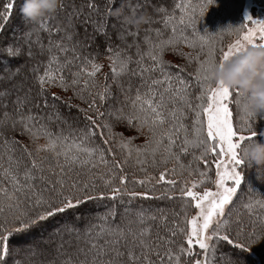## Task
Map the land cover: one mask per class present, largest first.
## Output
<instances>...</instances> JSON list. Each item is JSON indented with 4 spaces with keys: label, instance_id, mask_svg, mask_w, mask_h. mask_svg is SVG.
<instances>
[{
    "label": "snow or ice",
    "instance_id": "1",
    "mask_svg": "<svg viewBox=\"0 0 264 264\" xmlns=\"http://www.w3.org/2000/svg\"><path fill=\"white\" fill-rule=\"evenodd\" d=\"M213 2L208 0L206 5L199 6L200 17ZM113 3L114 0H88L79 8L73 6L65 27L55 29L57 35L61 32L63 35L56 41L50 39L47 49L41 45L39 54H49L43 74L35 77L37 96L42 104L35 103V97L28 95H16L10 109L9 105L0 104V264H10V238L27 233L41 222L76 209L87 201L104 199L105 191L111 193L113 200L124 195L147 198V192L130 191L127 187L126 167L130 161L145 174L144 179L133 178L131 183L155 187L165 182L174 189L177 181L165 180V177L183 174L186 170L180 162L183 155H192L193 163L205 165L211 155L215 165L214 190L205 187L198 191V181L192 180L189 186L188 179L182 180L180 198H187L184 207H194V215H185L182 222L173 226L165 225L167 230L163 235L160 231L153 234L149 227H141L138 231L128 229L127 232L119 225L103 229L102 233L116 238L103 240L101 237L84 248L77 247L74 254H69L59 264H207L209 249L224 257V264H235L231 253L222 250L221 242L243 250L246 244L254 245L264 240V200L257 201L256 205H244L249 213L247 225L242 214L232 215L244 180L239 170L246 163L241 156V146L253 141L258 133L248 128L250 135H245V128L234 127L232 106L239 108L241 98L247 99V96L240 88L229 87L223 80H217L215 71L249 47H264V20L253 21L259 25L258 30L248 28L242 37L238 30L234 42L218 46L211 37L196 34L197 19L189 12L180 17V28H171L172 35L168 39H159L153 44L145 36L151 49L148 56L152 64L148 68L141 65L142 55L140 60L133 61L132 56L119 49L114 51L109 43L107 51L112 61V79L124 96L123 100H118L107 83L108 77L103 76V64L90 58L91 54L83 55L82 50L87 45L73 42L74 33L70 31L74 28L72 15L84 16L83 9L87 7L89 12L83 22L91 23L95 36L110 41L108 18L121 21L123 15L119 8L113 11ZM21 7L16 0H0V31L16 11L22 23L38 26L51 37L53 30L48 27L49 22L69 5L63 0L58 12L39 23L26 19L21 14ZM175 7L181 11L185 9L182 4ZM247 19L252 20L250 15ZM132 22L131 17L124 16L119 29L115 24L111 28L121 40L125 36L133 37V44L127 47L135 46L139 54L140 46L135 42L138 31L130 32L125 27ZM153 22L148 17L147 23ZM189 27L193 33L191 37L184 34ZM156 31L159 37L160 32ZM25 35L26 47L6 46L4 51L8 58L15 59L24 54L35 58L31 31ZM180 44L196 50L194 56L191 53L187 56L189 63L197 64L189 73L194 75L200 89L194 98L187 81L166 71L171 65L164 60L165 51L169 46L175 49ZM178 55L184 57L185 54L179 52ZM133 63L137 68L130 67ZM180 67L183 70L186 65ZM32 71L38 72V66ZM154 71H159L162 78L146 75ZM20 73L21 69L17 67L0 81L3 86L0 98L12 94L6 82H11ZM124 75L128 77L127 89L120 83ZM133 78L139 81L135 88L131 83ZM51 88L72 95L62 97L50 91ZM41 107L52 109V114L40 115ZM62 108H68L70 112L76 110L77 117H73L72 123L64 117ZM243 111L248 117L255 115L249 103L244 104ZM187 112L193 116L191 132L183 123ZM80 116L82 119L78 118ZM54 122L59 125L58 130L53 126ZM120 125L144 135L145 142L137 145L135 137L115 132ZM260 135L264 136V132ZM41 139L45 141L43 144L39 142ZM190 149L198 150L199 155ZM170 163L174 165L172 168L168 167ZM148 167L158 170V176H150ZM187 170L189 175L196 172L191 166ZM197 174L203 177L205 172ZM226 206H229L227 211ZM256 206L260 209L258 215ZM11 264L21 262L12 260Z\"/></svg>",
    "mask_w": 264,
    "mask_h": 264
},
{
    "label": "trees",
    "instance_id": "2",
    "mask_svg": "<svg viewBox=\"0 0 264 264\" xmlns=\"http://www.w3.org/2000/svg\"><path fill=\"white\" fill-rule=\"evenodd\" d=\"M120 1L121 0H114V3L112 4L113 10L119 8L118 3ZM141 1L145 0H127L129 3L128 10L122 11L123 15L121 21L112 22L111 24H115L117 29H119L124 16L133 19V22L131 24H126L125 27L130 32L138 31V36L135 38V42L140 46L139 54L137 53V48L135 46L130 49L127 47V45L133 44V37L125 36V39L121 40L116 34V31L109 26V36L111 37V40L105 41L103 37L95 36L90 22L84 23L82 17H77L75 15H72L71 17L74 25V28L70 29V31L74 33L73 42L79 41L87 45V47L83 48L82 54H91L90 58L95 59V62L97 63L103 64V76L108 77L107 83L112 86V94L114 97H117L118 100H123L124 96L123 93L117 89L116 84L112 79V61L109 59L110 53L107 51L109 43L114 51L117 49L121 50L123 54L132 56L133 61L140 60L142 55L143 59L141 60V65L148 68L152 64V61L148 56L151 49L149 44L145 42V36L147 35L153 44L157 43L159 39H168L172 35L171 28L173 26L180 28V17L185 16L189 12H192L197 19L196 34L211 37L217 42L218 46H226L233 39L237 38L236 33L238 30L241 34L244 29L242 0H214L211 5H208L207 11L203 17L199 16V12L196 10L198 6L194 7V2H201V5H206L208 0H149L144 4H141ZM65 2L69 5V7L65 9V11H67L73 6L79 8L80 5L86 4L88 0H65ZM16 4L18 6L22 5L23 0H16ZM176 4L184 5V11L177 9L175 7ZM159 9H164V11H159ZM83 12L85 19L87 17L86 12H89L87 7L83 9ZM68 17L69 16L66 13L60 12L55 19H52L49 22L48 27H51L53 30V35L51 37L47 31L40 30L38 26L22 23L16 11L13 12V16L7 21V23L2 25L3 30L0 31V68L3 72H0V81H4L5 77L17 67L22 70V75L17 76L15 82L12 84L6 82L7 89L12 94L7 98H0V104L9 105L10 109L11 102L15 99L16 95H20L21 97L28 95L30 98L35 97V103L42 104L41 98L37 96L38 86L35 77L43 74L48 63L49 54L45 52L43 55H40V47L43 45L45 49H47L50 39L56 41L59 39V36L63 35V32L57 35L55 29L57 27L63 29L68 22ZM140 17H151L154 22L152 24L142 23L138 25L136 21ZM205 17L209 18L207 26H203L200 22V19ZM95 18L94 14L93 19ZM83 26H85L86 29H89V36H86L87 31H83ZM156 30H159L160 32L159 37L157 36ZM29 31H31L33 52L37 54L35 58H29L26 54L20 55L15 59L8 58L4 51L6 46L11 44L16 47H20L21 45L26 47L27 37L25 34ZM184 34L191 37L193 35L192 29L190 27L187 28ZM63 42L65 44L68 43L67 41ZM181 49L187 51L189 54L191 53L193 56L196 54V50L190 48L187 44H180L175 49H172L171 46H169L165 51L164 60L171 66L166 67V71L173 77L179 76L187 81L190 86L189 91L191 97L194 98L199 94L200 89L196 84L194 75L190 76L189 73L193 72L197 67V64L195 62L189 63L187 55H184L183 59H181L177 54ZM58 55L62 56L63 54ZM177 57L178 59H176ZM16 62L18 63L17 65H15ZM77 63H79V61H77ZM185 65L186 67H183V70H181L180 66ZM37 66L39 71L33 73V67ZM130 67L135 69L137 68V65L133 63ZM146 75L152 78H162L159 71H154ZM100 79L101 82H103V77H100ZM120 83H122L124 88L127 89L128 77L126 75L122 76ZM131 83L135 88V86L139 84V81L136 78H133ZM0 90H3V86H0ZM141 90L144 91V89ZM50 91L56 92L62 97L72 95L71 92L62 93L59 88H51ZM132 94L134 95V92ZM48 100L49 103H51L50 96L48 97ZM193 102L195 101L193 100ZM72 103H77V101H72ZM245 103H249L248 97L247 99L241 98L239 108L235 105L232 106L235 127L237 129L242 127L245 128V135H250V132H248L247 129L251 128L252 131H257L258 133L254 140H264V136L260 135L261 132H264V114H255L252 117H248L243 111ZM102 110L104 109L102 108ZM32 111L35 112L36 110L32 109ZM61 111L63 112L64 117L68 119L69 123L73 122V117H77L75 109H72L70 112L68 108H62ZM52 112L53 110L50 108L44 109L41 107L39 114L51 115ZM78 118L82 119V116ZM192 120V113L187 112L183 123L188 126L190 132ZM53 126L58 130V124L54 122ZM114 131L117 133H123L125 137H135L134 143L137 145L145 142L144 135H139L134 129H126L123 125L116 127ZM17 139H20V137H17ZM39 142L43 144L45 141L41 139ZM191 151H196V155H199L198 150L190 149V152ZM208 161L209 163L207 165L203 162L193 163L192 155H183L180 161L186 167L183 174L178 176H172L169 174L165 177V180L175 179L177 181L174 189L170 188L165 182H160L159 184H156L155 187H153L152 184H146L141 187L139 184L131 183L133 178L137 180L144 179L145 174L139 170V166L135 165L134 161H130L129 165L126 167V173L129 175V183L127 187L130 191L147 192V198L143 196L130 198L129 196L124 195L123 197L118 196L113 200L110 198L111 193L105 191L104 199L87 201L76 209H70L65 213H59L55 217L41 222L40 225L29 229L27 233L18 234L10 238L9 246L11 250V245L22 242L21 239L23 237H33L37 234L39 229L38 232L44 229V233L48 230L46 227L52 225L57 226L58 223L64 221V218H70V223L68 222L69 224L67 227H64L63 231L65 232L62 231V238H54V244L46 245V249H44V244L38 241L33 247L42 248L34 251L31 247V253L18 251L15 255L16 257L13 258L10 256V264L12 260L20 261L21 264H50L51 261H55L56 264H59V262L66 259L69 254H74L77 247L84 248L89 243L97 242L101 237L103 240L110 238L115 239L116 236L102 233V230L112 229L117 225H119V227L125 232H127L128 229L138 231L141 227H149L153 234H155L156 231H160L161 235H163L167 230L165 225L173 226L182 222L185 215L195 214L196 210L194 207H184L187 198H180L179 189L183 187V179H188L189 185L192 180H196L198 182L202 181L204 188H210L213 186V181L215 179V165L212 163L211 155H209ZM173 166L172 163L168 165L169 168H172ZM188 166H191L196 172L189 175V171L187 170ZM241 168L244 180L241 189L238 191L240 199L236 201V206L232 209V215L235 216L239 212L244 216L245 224L247 225L249 213L244 205L249 203L256 205L257 201L264 200V170L258 171L255 166H250L247 161L245 165L241 166ZM177 171H180L178 167ZM200 171L205 172L203 177H200L197 174ZM132 173H135L134 177L132 176ZM148 173L150 176L156 177L158 176L159 171L148 167ZM250 174H255L257 176V181L253 184L252 188H249L248 186ZM127 205L130 206L131 209H129ZM138 208L142 213L138 212ZM125 211L127 212L129 219L126 217L120 218V215L122 216ZM110 212L114 213V215L110 214ZM256 213L257 215L260 213L258 206H256ZM141 214L143 224H141ZM75 217H78V221L83 224L82 230L78 232V235L74 232H68V235L66 234L68 238H64L65 235L63 236V234L67 233V228L69 227L70 229H73ZM57 230L61 231L59 229ZM240 239L243 240V238ZM220 246L224 252L231 253V258L235 261V264H264V240L251 245L253 248L252 250L245 248L242 250L224 242H221ZM196 250L199 251L198 248ZM210 250L211 259H209V264H224L223 257L213 249H209V252ZM257 251H260V253L258 254ZM236 255H240L244 260H236Z\"/></svg>",
    "mask_w": 264,
    "mask_h": 264
},
{
    "label": "clouds",
    "instance_id": "3",
    "mask_svg": "<svg viewBox=\"0 0 264 264\" xmlns=\"http://www.w3.org/2000/svg\"><path fill=\"white\" fill-rule=\"evenodd\" d=\"M63 0H24L21 14L28 20L39 23L41 19L59 11ZM147 17H140L136 23H147ZM215 78L233 88H240L249 98L255 114H264V47H249L246 51L231 58L223 66H218ZM241 156L264 170V142L253 140L241 146Z\"/></svg>",
    "mask_w": 264,
    "mask_h": 264
},
{
    "label": "rangeland",
    "instance_id": "4",
    "mask_svg": "<svg viewBox=\"0 0 264 264\" xmlns=\"http://www.w3.org/2000/svg\"><path fill=\"white\" fill-rule=\"evenodd\" d=\"M148 1L149 0L141 1V4H144L145 2H148ZM153 1H157V0H153ZM242 2H243V9H242V12L243 13H242V16H243V19H244V29H243V32L240 34L241 37H242L243 33L248 28H256L258 30L259 25L254 24L253 21L264 20V0H242ZM23 3H24V0H23ZM194 3H195L194 7L198 6V8L196 10L199 12V6L201 5V2H194ZM128 6H129V3L127 2V0H121L118 3V7L121 10V12L122 11H127L128 10ZM113 11H115V10H113ZM63 12L66 13L69 16L71 14L69 12H72V7H70L69 10L63 11ZM86 15H88V12H86ZM249 15L251 16L252 20H248L247 19V16H249ZM81 17H82V20H84V16H81ZM92 18H94V14H93ZM208 20H209V18L208 17H205V18H201L200 19V22H201V24L203 26H207L208 25ZM116 21L117 20L114 17H109L108 18V24H109V26H111L112 22H116ZM83 29H84L83 31H87L86 36H89V29H86L85 26H83ZM235 39H233L231 42H234ZM179 52H183L187 56L189 54L187 51H183L182 49ZM180 58L183 59V57H181V56H180ZM176 59H178V57ZM17 64L18 63L16 62L15 65H17ZM0 72H3V70L1 68H0ZM20 75H22V70H21ZM15 79L12 80L11 82H7V83H11L12 84V83L15 82ZM204 119L206 120V117H204ZM234 127H235V125H234ZM261 142H264V140H261ZM239 170L242 173L241 166H240ZM256 181H257V176L255 174H250L249 175V182H248L249 183L248 184L249 188H252L253 187V184ZM229 183H231V182H229ZM203 188H204L203 187V182L202 181H199V186H198V188L196 190L200 191ZM209 189L214 190V181H213V186L210 187ZM127 207L129 209H131L130 206L127 205ZM228 207L229 206H226V211H227V208ZM93 209H95V208H93ZM93 209H91V210H93ZM88 211H90V210H88ZM138 212L139 213H142L141 211H139V208H138ZM123 217H126L127 219H129V216H128V214H127L126 211H125V213L122 216L120 215V218H123ZM70 220H71L70 218H64V221L58 223L57 226L56 225H52L50 227H46V228H48V230L45 231L44 233H43V230L44 229H42V231L38 232L40 230L39 229L37 231V234L35 236H33V237L29 236V237H25V238L23 237L21 239L22 242L11 245V254H10V256L13 257V258L16 257L15 255L17 254L18 251H23V252L31 253V251H32L31 250V247L34 249V251L37 250V249L42 248V247H40V248L39 247H33V246L36 245V243L38 241L42 242V244H44V246H45L44 249H46V245H48V244H54V238H62L61 237L62 231L64 230V227H67V225L70 223ZM74 220L75 221L73 222V229H70L68 227L67 228L68 229L67 233H64L63 236L64 235L66 236V234L68 235V232H71V233L74 232V233H76V235H78V232L82 230V225L83 224H81V222L78 221V217H75ZM57 229H59L61 231H58ZM63 232H65V231H63ZM65 236H64V238H68V236H66V237ZM245 249H248V250L251 249L252 250L253 248H252L251 245H247L246 244ZM257 252H258V254L260 253V251H257ZM232 257H234V256H232ZM235 258L238 261H241V259H243L240 255H236ZM209 259H211V250H210L209 255H208V262H207V264H209ZM222 259L224 261L225 258L223 257Z\"/></svg>",
    "mask_w": 264,
    "mask_h": 264
}]
</instances>
